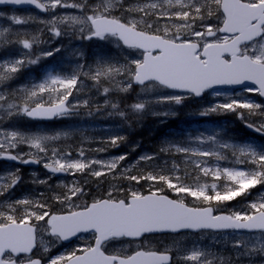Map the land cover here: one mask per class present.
<instances>
[{
  "label": "snow or ice",
  "instance_id": "snow-or-ice-1",
  "mask_svg": "<svg viewBox=\"0 0 264 264\" xmlns=\"http://www.w3.org/2000/svg\"><path fill=\"white\" fill-rule=\"evenodd\" d=\"M0 5H32L42 12H55L58 7L78 9L81 15H54L41 23L50 25L49 30L57 37L62 34L59 25L79 26L81 39L105 41L112 37L119 42L118 47L140 53V58L130 59L126 53L124 60L101 55L88 71L78 65V70L68 75L50 71L39 82L22 86L18 100L15 92L0 88L2 115L23 114L32 119L67 115L79 107L68 100L73 90L78 91L83 84V75L97 87L102 86V81H108L111 87H103L104 94L116 88L126 92L133 85H140L145 91L171 90L151 101L132 104L135 114H142L149 103L181 105L189 97L200 98L205 93L223 97L221 102L209 104L199 115L236 113L248 128L264 135V103L236 99L237 93L229 95L219 90L223 86L243 85L240 93L264 97V0H133L130 4H125L124 0H98L92 5L87 0H0ZM118 7L129 13V18L112 15ZM8 19L15 25H23L33 17L13 15ZM161 20L165 21L163 25ZM212 20L215 23L208 22ZM14 35L20 36L19 31L0 30V46L18 43L28 51L16 58L0 59V85L14 79L23 68L39 63L42 57L60 51L57 48L33 55L32 49L39 43V37L14 40ZM121 77L123 82L118 80ZM112 108L117 109L118 105L112 104ZM116 114L126 115L123 111ZM154 114L175 115L169 111ZM61 135L69 133L25 134L0 129V137H3L0 158L23 164L44 161L43 167L53 174L87 173L95 178L115 175L119 162L126 159V154L110 161L71 159V151L60 152L55 147L49 155V145ZM122 139L119 135L112 136L110 143L115 146ZM193 143L196 146H192ZM20 144L27 145L30 151L24 154L9 151ZM160 152L183 157V163L198 173L193 177L194 183L185 182L178 164L172 165L170 174L162 169L159 173L153 170L123 178L137 184L146 181L151 185H165L176 198L162 194L164 188H150L148 194L130 190L124 198H117L114 193L122 189L113 187L107 191V198H93L91 203L85 201L81 205L74 201L85 197L86 189L73 182L71 186L64 185L66 191L53 197L65 206L66 212L52 213L41 198H12L13 190L23 179L19 169L0 173V264H43L42 258L33 251L37 248V233L41 228L60 242L79 238L80 233L92 234V242L54 256L48 264H172L173 256L168 250L159 252L141 247L132 254H121V248L109 254L106 248L113 241L125 239L143 246L154 234H179L185 230L230 231L237 237L245 232L264 234V195L249 201L240 210L227 207L238 197L250 195L257 186H264V143H229L219 131L210 135L201 132L194 138L168 142ZM79 156H84L83 149ZM139 159L152 161L155 156L144 155ZM93 165H100L99 170ZM184 174H188L187 170ZM201 177H210L211 182H201ZM33 183L46 184L47 181L37 179ZM187 197L195 203H186ZM231 247L238 257L264 255V239L257 244L249 239L234 238ZM43 251H49L48 247ZM178 258L184 264H225L211 249L196 246L178 250Z\"/></svg>",
  "mask_w": 264,
  "mask_h": 264
},
{
  "label": "rangeland",
  "instance_id": "rangeland-1",
  "mask_svg": "<svg viewBox=\"0 0 264 264\" xmlns=\"http://www.w3.org/2000/svg\"><path fill=\"white\" fill-rule=\"evenodd\" d=\"M133 2V0H130ZM93 2V3H88L89 5L95 4L97 3ZM88 9H85V12H87ZM0 13H3V15H0V23L2 22V20H9V26L7 28H11L14 32L15 31H19L21 38H25L28 36L29 39H31L32 36H38L39 37V43L35 44V46H40L41 44H45L47 46V49L50 48L52 45H55L54 50L57 48H62L61 44L64 41V39L67 40L68 44H72V35L67 34V32H76L77 33V37H80V33L78 31L79 26H74V27H69L68 25H59L60 29H61V35L59 37L55 36L50 30V25L46 24V23H41V21H48L50 20L54 15H65V14H70V15H81L82 13H80V11L78 9H74V8H57L55 12H51L49 11L47 15L45 16H39L38 14L32 12V11H16V10H7V11H3L1 10ZM21 16V17H33V20L29 21V23L27 24H23V25H15L12 23V21L10 19H8V17L10 16ZM112 15L119 17L121 19H127L129 18L130 14L125 12L123 10V8H117L115 10H113ZM165 23L164 20L160 21V24L163 25ZM65 29V30H63ZM1 30V29H0ZM87 30V29H86ZM67 31V32H66ZM67 34V35H65ZM81 39V38H79ZM84 43H91L92 45H110L113 46L114 48H118L119 53L122 55L123 59H125V54H129L128 58H140V53H135V52H128L125 51L123 48L118 47L117 46V42L114 38H109L108 40L105 41H98L97 40H85V39H81ZM41 47V46H40ZM72 50L74 52V56H73V60L77 61L78 59H84L83 57V50L81 47L78 46H74L72 47ZM44 52L43 50H38V55L40 53ZM99 56H97L98 58ZM95 65H92V67H94ZM50 71H54V74H61L58 69L55 70V68H49L46 70V74ZM46 76V75H45ZM83 77V76H82ZM44 78V77H43ZM83 79H85V77H83ZM87 80V79H86ZM118 80L122 81L124 80V78H118ZM90 81L92 80H87L86 83L82 84L79 86V90L75 91L74 96L72 97L71 100V104H78L79 107L78 108H84L87 107L88 105H92L94 104V100L101 98V96H107L108 94H104L103 92H98V91H94L93 86H89L91 83ZM93 83H95L94 81H92ZM32 82L28 83V84H22V85H18L17 87H6V84L0 85L3 90L5 89L6 91L9 92H15L16 93V97H20L22 96V93H20L18 90L22 87V86H26V85H30ZM102 83H107V85H109L111 87V85L109 84L108 81H102ZM91 85H95V84H91ZM118 90V88H116ZM119 93L121 94H127L130 93L132 94L135 99L137 101L140 100H153V98L155 96L158 95H163V94H167L168 92L165 91L164 89H159V90H148L145 91L141 88H136V87H132L131 89H129L128 91H119ZM240 93H238L237 98L236 99H242V98H246V99H250L255 101V99L252 97V93H245L243 95H239ZM229 95H232L229 93ZM223 100V97H215L209 94V96L206 99H202L200 101H198L197 105H199V110L202 111L205 107H207L209 104L215 103V102H221ZM87 101V106H84V102ZM134 103H136L135 101H133ZM256 102V101H255ZM102 103L108 105L111 102L108 100V97H105L102 100ZM187 102H183L181 105H175V104H156V103H149L148 107L146 108V110L143 112V117H164L163 115H156L154 113L157 112H163V111H169V112H174L175 115L176 113V108L186 105ZM192 108V106H191ZM246 111V110H245ZM134 115L136 117H139L140 114H135ZM169 116H173V115H169ZM116 117H119V119L124 118L121 117L120 115H117ZM60 121H62L61 123H66L60 126V124H50L47 127H39V126H32V127H28L26 125V120L23 119L22 115H14L11 117H7L6 115H2L0 114V129H4V130H8V131H19L25 134H31V133H47V134H56V133H63V132H68L69 135L67 136H63L61 135L60 139L57 141L52 142L49 145V155L51 154V148L55 147L56 149H58L60 152H64V151H71V159H77V158H81V159H98L101 161H110L112 159L118 158L119 155L117 156H112V155H102L101 153L97 152L96 149L98 150L99 148H92L91 145L97 140V139H104L102 141H104V143L110 144V137L112 136H116V135H120L122 132V130L126 129V126L122 123V119H121V124L120 125H116L115 123H112L113 125H102V126H96V127H92L88 125V123H84V119L82 116H80V114H76L75 116H66L63 118L59 119ZM57 120V121H59ZM222 130V126H217V125H213V124H201V125H193L190 128H185L184 129V133L185 135L183 136V139H187L189 136L191 137H195L196 135H198L199 133L203 132L205 135H210L213 134L217 131H219L221 133ZM131 129L128 133V137H130L131 134ZM225 136V135H223ZM222 136V137H223ZM224 138V137H223ZM3 137H0V140H2ZM133 140H136V138L134 137ZM225 140L229 143H236L239 144L237 139H230L229 137H225ZM246 142H255V143H260L255 139H250V140H246ZM129 144V148L131 150H137V154L134 156L133 161H130L128 163H126L122 169V171L124 169H128L130 167H132L134 161H141L143 164L148 165L149 161H143L140 160L139 158L141 156L144 155H150L148 154L142 146L139 145V142L136 141H132V142H128ZM104 145V144H100V147ZM192 146H196L194 143ZM116 148V147H114ZM83 149L84 150V156L80 157L79 156V151ZM11 153L15 154V153H28L30 151V149L28 148L27 145L25 144H20L18 145L15 149H10L9 150ZM34 151V150H33ZM41 157L44 156L43 153L39 154ZM165 159H162V164L165 163ZM44 161H41V164L43 165ZM121 162V161H120ZM160 163V162H159ZM94 169L99 170L100 165H93L92 166ZM118 167H120L118 165ZM117 167V168H118ZM17 168H12V166L7 165L3 162L0 161V173L3 174H7L9 172H14L16 171ZM43 171L41 170H29L26 171L25 173H22V182L17 185V187L13 190L12 192V198L15 199L16 195L20 192H22V197L24 196H30L29 193H26L25 191L28 190H33L32 193H35L36 191H38L39 188L43 187V184H38V183H33V180H37V179H41V180H46L48 181V178L45 177L42 173ZM125 172V171H124ZM76 175L78 176H82L81 179H85V177L89 178L92 177L90 175H87V173L81 174V173H76ZM85 175V176H83ZM72 176V175H70ZM211 182V181H209ZM66 185L65 181H56V182H52L50 184V191L51 192H55L56 190H63L65 189L63 186ZM114 186L111 187H107V186H103L102 190L107 194L108 190H111ZM116 188V187H115ZM98 189V185L93 187V191H97ZM25 190V191H24ZM45 190V189H42ZM58 192V191H56ZM262 195H264V191H258L256 193H254L252 196H255L254 199L252 200H247L245 198H243V200L231 207H228V210H231L233 208H235L236 210H240L243 207L247 206V203L249 201H254V200H258ZM55 196V195H54ZM53 196V197H54ZM88 195H86L85 197H83L82 201H74V203L76 204H83L87 199ZM95 197H90V200H92ZM2 199V198H0ZM91 202V201H90ZM234 238H245V239H249L254 243L259 244V241L261 239H264V235H243L242 237H237L236 234L234 233H211V232H201L198 234H185L184 236L181 237H176L175 240L170 239L169 242L166 241V239H162L165 242L169 243L168 246L166 247L167 250H172L175 253V256L177 258V261H175V264H180V260L178 258V250H183L185 248H192L193 246L196 247H200V248H209L211 249L213 252H215L217 254L218 257L222 258L225 262V264H264V255H258V254H253V256L251 258L247 257V256H237V252L235 249H233L231 247V242ZM178 241V243H174ZM49 240L47 237V234L45 233L44 229L41 228L40 229V243L39 247L40 248H44L49 246ZM129 247H132L133 249L136 248L135 245H129V244H125L124 246H121L119 243H116L111 250L114 251L116 249H121L122 248V252L128 253L130 251ZM182 264H184V262L182 261Z\"/></svg>",
  "mask_w": 264,
  "mask_h": 264
},
{
  "label": "trees",
  "instance_id": "trees-1",
  "mask_svg": "<svg viewBox=\"0 0 264 264\" xmlns=\"http://www.w3.org/2000/svg\"><path fill=\"white\" fill-rule=\"evenodd\" d=\"M1 59H7L5 56L0 55ZM16 75V74H15ZM81 76V80H82ZM85 79L89 80L87 77ZM91 84H95L92 81H90ZM89 85L93 86L94 91L103 92V87L109 86L107 83H102V86L97 87L95 85ZM110 87V86H109ZM75 90H73L74 92ZM110 104L106 105L104 103H101L100 100L98 101L94 107H88L84 110H81L83 113L89 114L91 117H94L92 120V124H109V123H115L116 125L122 123L126 126V129L124 132H122L119 136H122L124 139L118 141V144L115 145L118 148L116 150H113L115 147L111 143L105 147V145L101 146L102 150H105L107 148L110 152H113L115 154L121 153L123 155L126 154V160L132 158L135 154H137V150H130L128 142H139V145L143 147V149L150 154L155 156V159L152 161H149L148 165L143 164L142 162L136 163L132 166L131 169H127L126 173L123 176L126 175H142L150 171H155L159 173L162 169L165 174H170V169L172 166L168 164H159L158 162H161L162 159H165L166 162H173L174 164L180 165V172L179 174L185 179V182L187 183H194L193 177L197 176L198 173L189 165H185L183 163V157L177 155V154H166L161 153L160 148L162 146H165L168 142H171L176 139H181V135H179L178 131L176 130L175 121L177 118L172 117H166L163 119L156 118V117H143V113L139 115V117H136L134 113L132 112L131 105L134 104L133 96L130 93L127 94H121L118 92L117 89H114L108 93ZM112 104H117L118 108L113 109ZM191 107L190 110L186 112H195L198 113L196 103H194L193 99H189L186 103V105H183L182 107L178 108V110L181 112L185 107ZM123 111L125 112L124 118L119 119V117H116L118 114L117 112ZM184 115V113L182 114ZM131 129L130 137L126 136L128 135L129 131ZM136 138V140H133V138ZM166 165V166H164ZM185 170H187V175H185ZM123 176L119 179L118 175H116V178L118 179L117 183H113L114 186H120L122 191L121 194L124 198L127 193L130 190H138L144 194H148V192L151 189L155 188H164L165 194L175 196L173 192L168 190L165 185L162 184H154L151 185V182L141 181L139 184L129 181L127 179H124ZM202 178V177H201ZM200 178V179H201ZM203 180H206L202 178ZM207 181V180H206ZM264 188V186H257V188L252 189L255 192H258L259 189ZM37 198V197H36ZM242 198L238 197L237 199ZM44 201H46L49 205L48 209L55 210L57 209L56 204L54 201L50 198V196H45ZM235 202V200L233 201ZM186 203L192 204L195 203L191 197L186 198Z\"/></svg>",
  "mask_w": 264,
  "mask_h": 264
},
{
  "label": "flooded vegetation",
  "instance_id": "flooded-vegetation-1",
  "mask_svg": "<svg viewBox=\"0 0 264 264\" xmlns=\"http://www.w3.org/2000/svg\"><path fill=\"white\" fill-rule=\"evenodd\" d=\"M55 181V179H54ZM120 188V186H119ZM89 191V188H86V192ZM90 195V194H89ZM52 213H61V212H66L65 210H56V211H50ZM48 240H49V246L48 249L49 251L44 252V248H40L39 245H37V248L35 249L34 253L37 257L42 258L43 264H48V260L54 256L72 252L80 247L86 246L88 243L92 242L91 241V233H88L86 235H80L79 238H75L71 240L70 242H60L57 241L55 237H52L49 235L47 232ZM180 236V235H178ZM177 236V237H178ZM182 236V235H181ZM174 236L171 235H157V236H151L147 239L146 243H149L148 246H146L147 249L149 250H155L159 252L166 251V247L168 246L169 240L172 239ZM162 239H166L167 242L164 243ZM125 240H120V241H113L107 248L106 252L111 254L113 251L111 248L116 244L119 243L121 246H124ZM142 246H139L138 248H141ZM134 249H130L128 253L122 252L121 254H132ZM135 251V250H134ZM170 254L173 256V261L172 264H175L176 261V256L175 253L172 250H168ZM79 254V253H78Z\"/></svg>",
  "mask_w": 264,
  "mask_h": 264
},
{
  "label": "water",
  "instance_id": "water-1",
  "mask_svg": "<svg viewBox=\"0 0 264 264\" xmlns=\"http://www.w3.org/2000/svg\"><path fill=\"white\" fill-rule=\"evenodd\" d=\"M16 6V5H14ZM19 6H32V5H19ZM248 86H254V85H248ZM223 87H231V88H243L244 86L243 85H240V86H223ZM221 87V88H223ZM30 118V117H29ZM54 118V117H53ZM52 119V118H51ZM4 159V158H2ZM5 160H8V159H5ZM8 161H11V162H17V161H12V160H8ZM24 165H34V166H37L38 164L37 163H29V164H24ZM47 170V169H46ZM48 171V170H47ZM49 172V171H48ZM66 173H61V174H55L56 176H60V175H64ZM188 231H191V230H188Z\"/></svg>",
  "mask_w": 264,
  "mask_h": 264
}]
</instances>
